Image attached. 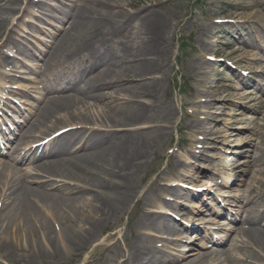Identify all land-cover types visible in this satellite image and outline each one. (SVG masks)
<instances>
[{
  "label": "bare ground",
  "instance_id": "6f19581e",
  "mask_svg": "<svg viewBox=\"0 0 264 264\" xmlns=\"http://www.w3.org/2000/svg\"><path fill=\"white\" fill-rule=\"evenodd\" d=\"M36 1L28 0L26 8L16 9L18 0H0V48H5L0 51V95L12 93L6 82L18 76L32 78L33 74L24 77L21 73L32 71L38 64L40 84L26 85L24 80L15 84V88L26 89L17 101L31 106V114L22 126L21 138L13 142L14 152L57 136L46 145L27 149L22 156L0 160V264H264V226H250L264 212V169L241 182L247 193L260 197L263 209L237 205L238 212L243 211L244 225L236 221L237 226L223 227L228 231L216 241H229L222 248L209 251L201 240L197 243L204 248L192 246L189 243L197 237L188 235L190 227L167 216L172 207L186 204L191 208L175 215L188 217L189 226L203 219L205 210L199 207V198L183 202L186 189L178 185L193 176L213 173L211 163L206 170L197 162L203 163V146L209 139L205 126L209 116L202 118L204 112L198 106L189 114L195 113L194 120L189 124L181 120L179 124L189 137H181L168 156L163 148L170 143V126H142L156 113L172 116L174 112L158 91L163 77H158L156 85L145 81L150 72H161L174 28L156 9L159 0L150 1L134 15L126 13L122 0H81L75 15L78 22L84 21L81 27L75 30V21L65 22L64 31L49 35L45 49L34 53L26 43L31 38L27 29L41 30L32 20L48 24L57 13L62 17L65 14V0L56 4L54 0ZM257 2L261 12L250 20L264 26V0ZM18 12L26 18L13 25ZM246 30L257 36L252 29ZM259 32L264 34V30ZM14 51L22 60L27 57L30 66L18 69L21 62L14 59ZM200 68L195 66L194 70ZM210 82L208 77L206 84ZM40 85L44 93L33 95ZM237 91V96L251 100V105L248 114L241 112L245 103L235 108L231 117L236 116L250 128L248 136L237 132L238 145L250 147L264 128V115H252L258 114L259 108L264 110V87L260 95L249 89ZM203 103L201 107L207 110L213 104ZM255 125L257 128H253ZM199 134L203 140L196 139V143L202 147L192 149L195 140L191 136ZM231 135L224 132L223 138L227 141ZM71 144L76 148L74 154L64 151ZM238 145H232L233 154H242ZM90 148L94 152H87ZM245 150L244 158L233 162L232 156L227 158L232 171L242 164L238 170L246 172L243 168H252L262 157L256 149ZM261 154L264 164V152ZM165 156L167 165L161 169L155 160ZM174 156L181 160L180 173L174 168ZM235 187V194H239L242 186ZM193 211L201 213L194 216Z\"/></svg>",
  "mask_w": 264,
  "mask_h": 264
},
{
  "label": "rangeland",
  "instance_id": "374dc122",
  "mask_svg": "<svg viewBox=\"0 0 264 264\" xmlns=\"http://www.w3.org/2000/svg\"><path fill=\"white\" fill-rule=\"evenodd\" d=\"M27 1L28 0H18L14 6L16 9L20 7L26 8ZM30 1L34 3L38 2L36 0ZM150 1L153 0H122V3L125 5L126 13L134 15L136 12L142 10L143 6L148 5ZM257 1L258 0L158 1L156 9L174 24V28L170 35L171 43L169 45L168 54L161 67V72H150L146 75L145 81L147 83H153L152 85H156L158 77H163L159 83L158 91L160 97L164 101L171 103L174 112L172 116L156 113L153 115L152 121H145L147 124L145 123V125L142 126L154 123L170 126L168 130L170 133V143L165 149L163 148L167 156L169 155L168 152L174 148L181 137H189L185 128H181L179 124L181 120L186 124L194 120L195 113L189 114L190 111L194 112L197 106L199 111L204 112V114H201L202 118L207 115L209 116L205 122L206 135L209 139L203 146L202 159L204 161L203 163L201 160L197 161L200 168L204 165L207 170L209 163H211L214 171L216 170V172H219L220 170H225L224 165H227V158L232 156L230 146L234 143V145L238 144L240 140H237L238 130H240L242 134L249 135L247 130L250 128L245 127L246 124L235 119L236 116L231 117V112L234 111L237 106L245 103V105H251V100H245L246 97L237 96V93H239L237 90L241 88L242 84L236 79L238 71H236L233 66H229V63L236 62L240 69H248L246 64L249 62L247 63V61L255 60L254 57L257 56L256 53H253L252 48H248V46L251 45V37L250 34L247 33V30H245L249 29V27L258 25L250 20L251 16L258 15L261 12ZM88 5L89 3L86 4L85 8H87ZM117 8L119 7H115V9ZM26 12L28 11L26 10ZM3 16L8 19L10 14H4ZM25 16L26 15L22 12L14 14L13 25L16 22L19 23L24 20L26 18ZM127 20L128 17L124 19L123 23ZM130 21L131 18L128 24ZM83 22L82 19L79 22L76 20L73 24V28L77 29L81 27ZM8 27H11V19H9ZM243 40H245L244 43ZM4 49V47L0 48V51H4ZM14 54L16 53L14 52ZM253 64V66H257L259 62L258 64L256 62ZM195 66H200V70L195 71ZM205 72L208 73L207 77L204 75ZM208 77L211 78L210 84H206ZM182 101L185 105H182ZM207 101L213 102L209 110L205 107H201V105L204 104L203 102ZM147 103H149V101ZM150 104L154 106L153 103L150 102ZM235 104L237 106H235ZM113 105L116 104H112V106ZM241 112L247 114L244 110H241ZM252 115L256 117L264 115L263 107L259 108L258 114ZM253 128H257V126L255 125ZM224 132L231 133L232 138L225 141L223 138ZM196 139L202 141L203 135L191 136V140H195V142L192 143V149L199 150L202 146L200 143H196ZM181 144L182 146L184 145L183 142H181ZM255 146L259 149H264V131L263 135L258 136L254 140V147ZM188 148L189 146L186 145L185 149L187 150ZM181 154L184 153L181 152ZM207 154H212V156ZM151 159L152 156H150V160ZM178 159L179 157L174 156L173 160L175 161L174 168L177 170L176 173H180L178 169L179 161L181 160ZM155 163H158L159 167L163 169L167 165V157L165 156L161 159L156 158ZM255 175L258 174L256 173ZM153 176L154 174L148 176V182ZM170 177H172V175ZM165 181H167V179L161 182ZM257 200L262 201L260 197L257 198ZM170 210L178 213L180 207L176 205ZM179 216L177 215L178 219ZM126 217L127 216L121 221L122 227L124 226L123 222L126 221ZM17 223L16 221V224Z\"/></svg>",
  "mask_w": 264,
  "mask_h": 264
}]
</instances>
